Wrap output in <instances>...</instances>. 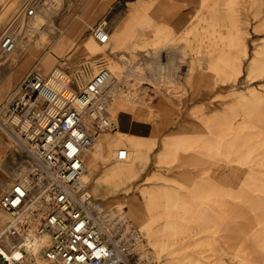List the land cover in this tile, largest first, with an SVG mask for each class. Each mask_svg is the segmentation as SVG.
Masks as SVG:
<instances>
[{"label": "rangeland", "instance_id": "rangeland-1", "mask_svg": "<svg viewBox=\"0 0 264 264\" xmlns=\"http://www.w3.org/2000/svg\"><path fill=\"white\" fill-rule=\"evenodd\" d=\"M27 1L0 0V36L7 28L20 36L17 50L0 57L2 100L39 59L46 69L47 63L61 67L77 90L99 70L101 55L110 68L118 60L122 72L118 87L109 90L110 98L113 101L117 94L131 107L118 112L113 126L99 133L89 153L99 149L106 134L124 139L125 145L115 157L113 149H105L93 176L88 169L90 194L107 211L121 213L140 229L145 252L156 264H264V116L260 112L264 76L247 75L254 49L264 36V25L262 31L255 30L264 19V0H208L216 4L207 6L203 18L207 24H198L197 15L185 32L168 25L164 14L153 17L148 6L135 12L139 0H46L37 17L18 18ZM144 1L151 5L158 0ZM162 1L171 8L182 0ZM256 9L261 15L248 24L244 37L245 17L253 16ZM130 17L142 34L120 47L112 38L99 46L102 42L93 30L97 24L106 19L114 33ZM238 34H243L239 46L234 40ZM64 35L70 43L56 65L50 51ZM87 44L95 47L90 51ZM4 63L8 69L2 73ZM204 113L214 119L212 131L201 121ZM197 120L200 124L193 126ZM119 159L128 167L123 175L98 183L106 166ZM131 166L138 168L130 170ZM200 166L209 167L210 181L204 185L197 180ZM22 171L21 166L14 167L12 175ZM243 189L247 196L241 194ZM234 204L241 209L238 221H248V228L238 233L242 239L248 231V238L239 247L231 244ZM10 217L0 207V228ZM36 259L28 258L26 264L42 262L40 253Z\"/></svg>", "mask_w": 264, "mask_h": 264}, {"label": "built area", "instance_id": "built-area-1", "mask_svg": "<svg viewBox=\"0 0 264 264\" xmlns=\"http://www.w3.org/2000/svg\"><path fill=\"white\" fill-rule=\"evenodd\" d=\"M45 2L28 0L17 17L37 16ZM93 30L100 42L110 40L106 19ZM19 40L17 30L7 28L0 36V57L15 52ZM98 63L99 70L54 115L49 110L61 91L38 67L0 106V130L23 152L21 175L0 189V207L11 215L0 229V264H26L38 253L42 262L35 264H156L145 252L140 229L121 213L107 211L86 182V155L114 123L112 70L106 56ZM31 235L44 243L36 251L27 242Z\"/></svg>", "mask_w": 264, "mask_h": 264}, {"label": "bare ground", "instance_id": "bare-ground-1", "mask_svg": "<svg viewBox=\"0 0 264 264\" xmlns=\"http://www.w3.org/2000/svg\"><path fill=\"white\" fill-rule=\"evenodd\" d=\"M144 2H145L144 0L137 1V3H136V9L134 11L135 12H138V13L139 12H144L145 9H147V6H148V9H152L151 10V14H152L153 17L154 16L155 17H158L159 15H163V14L166 15L167 17H165V18H166V22L168 23V25H170L171 27H173V28H175V29H177L178 31H181V32L189 31V29H191L192 25L194 24L195 17L197 15H198L197 16L198 17V24H201L203 26L206 25L207 22H205L203 20V18L206 15V12H207V6H208V8L211 9V5L213 4V2H209L208 0H182V1H180V3H177L174 7L166 8L163 5V1L162 0H158L157 2H154V3L152 2L151 5H150V3H147V2L144 3ZM241 2L243 3L244 0H241ZM261 3H263V0H261ZM96 4H97V2H96ZM215 4H213V5H215ZM43 8H45V7H42V9ZM38 15L39 14H37V16ZM260 15H261V10L256 9L253 12V16H251V15L248 14L245 17V23L246 24L244 25V27H245V29H244V32H245L244 33V37L247 36V35L245 36V34H248L249 33V30L247 28L248 27V24L252 22L253 18H258V17H260ZM126 16L128 17L127 14H126ZM133 18L130 17L128 20H126V22L122 26H120L117 29L116 32H114L112 34L111 38L114 39L118 44L127 45L130 42H132V39L135 36L143 33V31H140V27H139L137 21L135 19H133ZM237 24H239V23H237ZM263 25H264V19L261 20L257 24L255 30L262 31L263 30ZM190 35H191V33H190ZM242 37H243V34H241L240 36L238 34V35H236L234 37V40H235V42H236V44L238 46L241 44ZM69 38L70 37L68 35L62 36V40H64L65 42L68 41ZM96 40H97V38H96ZM181 40H183V39H181ZM138 41H140V40H138ZM232 42L235 43L234 41H232ZM106 44H108V43L107 42L106 43H100L99 46L100 47H104V46H106ZM58 46L59 45H56L55 46V49H57ZM93 47H95V46H93V45L86 46V48L88 50H90V51L93 49ZM130 47H131V45H130ZM180 48H181V45H180ZM198 49L200 50L201 49V46ZM244 52L247 54V48H245V51ZM44 60H45V62H48L47 61V56L44 58ZM154 62H156V60H154ZM164 66L166 67V64ZM170 68H172V66L169 67V71L171 70ZM49 70L51 71L49 73V75H50V77H49V83L53 87H55L58 91H61V96L59 97V99L56 101V103L49 110V115H54V114H56L58 112L59 109L63 108L66 105V102L67 101H69L70 99H72L75 96V93L77 92V89L72 85V78L70 77V75L67 72H65L61 67H56V66L51 67V65H49L47 63V69L44 72L47 73V72H49ZM111 70H112V74H111L110 83H109V90L110 91L111 90H115V88L118 87L117 83H118L119 77L121 76V72H122L121 70L122 69H121V64L119 63L118 60H115V59L113 60V67H111ZM160 70L162 71L163 69L160 68ZM205 75H207L206 72L204 73V76ZM247 75H248V78H250V79H255L257 77H263L264 76V36L262 37V39H261L260 43L258 44V46L254 49V54L251 57L250 64H249V69H248V74ZM122 80H124V79H122ZM146 82L147 83L149 82V83L152 84L151 81H146ZM260 93L262 94V96H260V97H264L263 92L261 91ZM130 107H131V105H129V103H128V101L126 99L119 98L117 96V94H116V96L113 99V101H111V112L114 115L113 116V119L114 118L115 119L117 118L118 112L120 110L129 109ZM252 111H254V110H252ZM260 112L264 116V110L263 111L260 110ZM48 118H49L48 116L44 118V123L48 120ZM201 121H204V123L208 126V130L212 131V125L214 123L213 122L214 121L213 117H210V116H208L207 113H204L203 116H202V120ZM199 124H200V122L198 120L197 121H193V126H197ZM250 131H251V129H250ZM101 141L102 142H99V144L100 143L105 144V145H107L108 148L113 149L112 151H114V153L116 152V154H114V157L117 156V154L122 150V148L125 145V140L124 139H121V138L119 139L118 137H113L110 134H108V135L106 134L105 136H103V138L101 139ZM202 141L206 143V140L205 139H203ZM205 143H203V144H205ZM155 144H156V142L153 144L152 148L154 147ZM104 151H105L104 149H101L99 147V149L96 152H93V153H89L88 154V156H87V167L89 169L90 176H92L93 173L98 169V167H99V162H98L99 160L98 159H99V156H101L102 154H104ZM117 151H119V152L117 153ZM147 158H149V156H147ZM136 168H138V166H131L130 170H135ZM208 168H206L204 166H200L199 169H198L199 178H197V180L200 181L199 184H201V185L202 184L203 185L204 184H207L210 181V179H207L206 178L207 177L206 176V173H207ZM126 169H128V167L126 165V161L124 159H119V160L113 162L107 168L104 169V171L102 172V174L100 175V177L98 179V183H100V184L102 183L103 184V183H107V182L114 181V180L120 178L123 175V173H124V171ZM20 175H21V173H20ZM241 194H245L247 196L248 195L247 190L243 189V192L241 191ZM136 200L138 201V199H135V201ZM240 212H241L240 207H238L236 204L232 205V210H231L232 221H231V225H230V231H231V237H232L231 238V240H232L231 241L232 247L233 246H237V247L241 246L242 244H244V241H245L244 239H247L248 238V231L245 232V234H243V235L241 234L242 235V239L244 238L243 240L241 239V237H238V233L241 230L243 231V229H247L248 228V227L246 228V223L248 221H245V219H244L245 222H241L240 223L238 221L239 220L238 217L240 216ZM243 217H244V214H243ZM27 242L31 245V248H33V246H34L33 251L38 250L39 247L44 244L41 241V239L38 236H36V235L28 236L27 237ZM226 259H228V258L226 257ZM229 259H234V258H229Z\"/></svg>", "mask_w": 264, "mask_h": 264}, {"label": "crops", "instance_id": "crops-1", "mask_svg": "<svg viewBox=\"0 0 264 264\" xmlns=\"http://www.w3.org/2000/svg\"><path fill=\"white\" fill-rule=\"evenodd\" d=\"M109 30H110V28H109ZM112 34L113 33L110 30V40H111ZM69 43H70V38L66 42L64 40H59V42L56 44V45H59L58 48L53 50V51L52 50L50 51L56 56L55 58H57V61L55 63L56 65H58V63H59L58 61H61V59L64 57L62 53L65 51L64 49L67 47V45ZM115 45H117V47L122 46V44H118L116 41H115ZM102 56H104V55H101L100 57H102ZM51 61H54V58L52 56H51ZM1 67H2V73L4 71L6 72L8 69V66L5 63L2 64ZM37 67L43 71H45V69H46V66L41 63V59H39V61L34 66V68H37ZM34 68H32V69H34ZM32 69H30L28 72H30ZM50 70H49V72H47V74H49L51 72ZM27 73H25L22 76V78L14 86V88H12V90L8 93V95L6 96V98L4 100H2V98L0 97V100H2V101H0V106L3 105L4 103H6L7 101H9L14 96V94L17 91L22 79L24 78V76ZM98 135H97V137H98ZM10 138H11L10 135H8L5 131L0 130V189H3L4 186L8 182H10V181L14 180V178H16V177H14V175H12L13 174L12 169L14 167H17V168L20 167L19 163L21 161V158L23 157L22 150L17 145L13 144ZM96 140H97V138H96ZM99 147L101 149H104V150L108 148L107 145L102 144V143L99 144ZM108 166H106V168ZM94 173H93V175H94ZM100 175L97 177V181H98ZM10 218L6 221L5 225L8 223ZM5 225H3L2 227H4Z\"/></svg>", "mask_w": 264, "mask_h": 264}]
</instances>
